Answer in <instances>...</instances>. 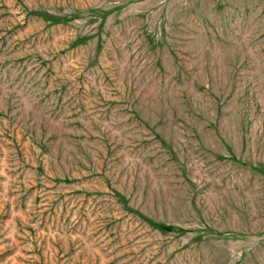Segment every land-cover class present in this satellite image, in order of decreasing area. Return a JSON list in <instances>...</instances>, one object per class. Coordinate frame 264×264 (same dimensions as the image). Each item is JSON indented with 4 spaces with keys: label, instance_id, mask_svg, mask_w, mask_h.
I'll return each instance as SVG.
<instances>
[{
    "label": "rangeland",
    "instance_id": "obj_1",
    "mask_svg": "<svg viewBox=\"0 0 264 264\" xmlns=\"http://www.w3.org/2000/svg\"><path fill=\"white\" fill-rule=\"evenodd\" d=\"M0 264H264V0H0Z\"/></svg>",
    "mask_w": 264,
    "mask_h": 264
}]
</instances>
